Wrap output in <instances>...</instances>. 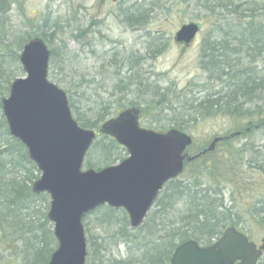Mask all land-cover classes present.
<instances>
[{
    "label": "trees",
    "instance_id": "trees-1",
    "mask_svg": "<svg viewBox=\"0 0 264 264\" xmlns=\"http://www.w3.org/2000/svg\"><path fill=\"white\" fill-rule=\"evenodd\" d=\"M240 1L204 2L211 16L220 8L232 12L235 20L227 18L224 23L215 22L203 39L200 63L204 77L193 84L199 95L186 99L184 110L177 111L178 116L173 115L174 127L180 130L190 122L217 115L245 120L246 130L239 131L246 136L264 126V13L257 1ZM9 6L10 0H0V75L5 71L6 62L20 61L19 51L34 37L7 40L9 29L3 16ZM145 18L144 13L128 17L132 25L143 23ZM47 22L48 19H44L41 28L50 33L36 36L49 42L59 27L49 26ZM54 52L53 49L52 61H55ZM13 80L5 81L9 84L7 95ZM114 89L117 93L127 91L122 83ZM100 107L92 118H84L76 110V102L71 100L72 111L85 128L98 130L106 122L109 107ZM0 135V264H48L58 247L54 226L48 219L50 196L33 191L32 186L39 178L35 172L40 170L28 155L27 147L11 136L4 115L0 120ZM230 143L226 140L218 145L226 147L222 154H217L216 150L187 162L185 173H191L190 182L178 178L169 181L156 201L158 208L151 211L137 229L131 228L125 209L101 206L103 212L99 220L106 236L88 239L87 264H171V256L179 243L195 239L210 245L230 226L245 232L252 240L251 225L258 224L264 229V201L258 200L264 194V143L248 142L235 150ZM120 148L113 138L96 144V149L107 156L115 155ZM195 149L196 153L203 150ZM115 158L106 160V164H113ZM26 166L28 168L22 172ZM228 185L232 196L237 194L243 198L239 205L226 203L223 189ZM121 246L126 248L125 257L120 256ZM258 263L264 264V256Z\"/></svg>",
    "mask_w": 264,
    "mask_h": 264
},
{
    "label": "rangeland",
    "instance_id": "rangeland-1",
    "mask_svg": "<svg viewBox=\"0 0 264 264\" xmlns=\"http://www.w3.org/2000/svg\"><path fill=\"white\" fill-rule=\"evenodd\" d=\"M242 1L252 0H241L240 3ZM255 1L260 3L258 8L263 14L264 0ZM204 2L205 0H10V9L3 18L9 29L7 40L15 37L26 39L28 35L41 36L42 32L50 33L48 29L41 28L46 18L49 26L59 27L47 42L49 48L55 51V61L51 62L49 68V79L68 92L69 101L76 102V110L84 118H92L100 106L109 107L110 115L106 119L116 116L122 109L137 106L141 109L140 124L162 132L167 130L163 126H174L173 115L184 110L182 106L185 100L199 95L197 86L193 84L199 83L204 77L200 63L203 39L208 36L215 22L224 23L227 18L229 21L235 20L232 12L220 8L214 17L211 16L205 10ZM141 13L146 15L143 23L132 25L128 17H136ZM190 21L201 23V31L194 44L184 47L174 41V36L183 24ZM16 49L17 45L14 46V50ZM20 52L21 50L19 54ZM4 70L0 75V120L3 116L1 101L8 96L6 88L9 84L5 81L28 76L20 61L6 62ZM118 83L125 84L127 91L117 93L114 88ZM90 95H93L91 99L88 98ZM145 108L147 112L143 113ZM74 115L76 118L75 112ZM246 126L245 120L235 121L220 115L190 122L184 127V131L195 139L190 154H195V148H204L216 137L220 138L216 145L217 154H222L226 149L225 146L218 147L226 140L232 143L233 150L243 148L248 142H255L257 145L264 143V126L254 129L255 133L251 136L239 131H245ZM110 138L105 135L98 137L88 152L84 169L109 166L106 160H112L115 156V164L129 157L130 154L124 147L117 150L119 153L114 152L116 154L110 156L96 149L98 141L107 142ZM27 168L26 166L22 172ZM36 175L40 176L41 172L36 170ZM178 179L190 182L192 176L188 172ZM223 190L228 205H239L243 201L241 196L231 195L230 185ZM258 200L264 201V194ZM157 208L156 204L152 211ZM102 212L101 208L85 219V226L89 229L87 239L91 241L94 236H106L105 228L99 220ZM250 231L253 239L260 243L264 229L257 224L251 225ZM53 243L52 246L55 247L56 244ZM113 249L117 251L116 248ZM125 255L126 248L121 246L120 256Z\"/></svg>",
    "mask_w": 264,
    "mask_h": 264
},
{
    "label": "water",
    "instance_id": "water-1",
    "mask_svg": "<svg viewBox=\"0 0 264 264\" xmlns=\"http://www.w3.org/2000/svg\"><path fill=\"white\" fill-rule=\"evenodd\" d=\"M117 1V0H112ZM201 23L183 24L174 40L190 46ZM51 50L44 38H32L22 48L20 61L28 77L13 81L9 97L2 100L10 134L28 148L41 176L33 185L37 193H49L48 219L54 224L58 247L48 264H87L88 242L84 217L102 205L124 208L130 226L139 228L169 180L184 172L185 159L216 150V137L205 150L189 157L194 140L177 128L158 132L140 125L141 110L130 107L110 118L100 132L111 135L129 157L110 166L84 169L89 149L97 138L73 116L68 94L49 81ZM210 246L194 239L178 244L172 264H257L264 254L244 232L230 226Z\"/></svg>",
    "mask_w": 264,
    "mask_h": 264
},
{
    "label": "flooded vegetation",
    "instance_id": "flooded-vegetation-1",
    "mask_svg": "<svg viewBox=\"0 0 264 264\" xmlns=\"http://www.w3.org/2000/svg\"><path fill=\"white\" fill-rule=\"evenodd\" d=\"M181 46H183V45H181Z\"/></svg>",
    "mask_w": 264,
    "mask_h": 264
}]
</instances>
